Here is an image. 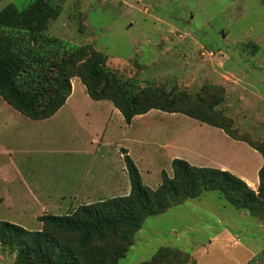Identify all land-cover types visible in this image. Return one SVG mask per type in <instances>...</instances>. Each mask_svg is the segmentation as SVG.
Returning a JSON list of instances; mask_svg holds the SVG:
<instances>
[{
	"label": "rangeland",
	"instance_id": "rangeland-1",
	"mask_svg": "<svg viewBox=\"0 0 264 264\" xmlns=\"http://www.w3.org/2000/svg\"><path fill=\"white\" fill-rule=\"evenodd\" d=\"M32 1L0 0V10H19ZM38 1L54 8L55 17L48 16L44 29L0 27L1 48L20 56L16 86L39 95V88L45 92L57 85L62 58L74 53L86 62L98 52L111 73L109 83L125 85L138 108L151 93L179 110L185 102L200 106L203 117H211L209 107L228 119L224 124L236 140L264 154V0ZM70 79L80 82L71 75L70 88ZM46 97L39 96L41 104ZM155 157L146 171L142 168L141 182L150 188L159 182L161 169L171 171L160 153ZM258 183L257 178L252 188L246 185L258 216L235 208L217 190H203L198 198L146 216L118 264L148 260L159 247L175 250L150 264H264V195L257 194ZM22 223L27 230L41 228L27 217ZM14 259L15 250L0 243V264Z\"/></svg>",
	"mask_w": 264,
	"mask_h": 264
},
{
	"label": "crops",
	"instance_id": "crops-1",
	"mask_svg": "<svg viewBox=\"0 0 264 264\" xmlns=\"http://www.w3.org/2000/svg\"><path fill=\"white\" fill-rule=\"evenodd\" d=\"M70 85L64 103L44 119L28 118L0 97V220L24 228L26 217L39 223L42 214H67L78 205L127 195L122 149L141 181L142 168L160 153L169 164L178 158L226 170L249 187L257 182L260 153L222 129L155 109L125 123L110 101L91 99L76 79Z\"/></svg>",
	"mask_w": 264,
	"mask_h": 264
},
{
	"label": "trees",
	"instance_id": "trees-1",
	"mask_svg": "<svg viewBox=\"0 0 264 264\" xmlns=\"http://www.w3.org/2000/svg\"><path fill=\"white\" fill-rule=\"evenodd\" d=\"M48 16L53 19L55 13L47 2L34 0L19 10L7 6L0 10V27L38 32L46 27ZM1 47L0 97L30 119H44L52 115L64 103L70 91L69 77L75 75L91 99L110 101L125 123L132 116L149 109L180 112L218 127L234 138L224 124L228 123V119L212 112L209 107L206 111L211 113V117H203L198 110L200 106L189 107L185 102L181 103L184 108L179 110L171 107V102H158V95L151 93L146 98L145 106L138 108L136 95L125 93V85L109 83L111 73L98 52L86 62H80L76 54L69 53L57 66L55 87L47 86L45 92L39 88V95L35 89L23 90L14 83L22 66L20 56L9 52V47L4 50ZM7 51L8 56L5 55ZM102 82L110 87V91ZM44 93L47 97L41 104L39 96ZM254 149L262 157V164L257 171V194L264 195V154ZM122 159L129 182L127 195L78 205L67 215L42 214L37 217L41 222L40 230H27L0 220V243L8 246L9 250H15L14 264H118V259L132 243L130 236L141 227L146 216L163 213L183 200L198 198L203 190H217L235 208L244 209L252 216L259 214L252 190L243 180L226 170L192 166L182 159L174 158L170 162L171 176L161 171L159 184L150 189L142 184L133 161L123 149ZM169 249L174 248L159 247L148 260L137 264H150L156 258L170 254Z\"/></svg>",
	"mask_w": 264,
	"mask_h": 264
}]
</instances>
